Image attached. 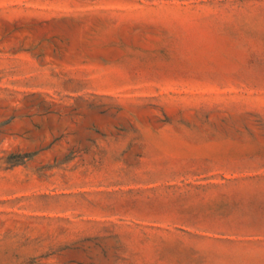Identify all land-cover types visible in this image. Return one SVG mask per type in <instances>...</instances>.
<instances>
[{
	"label": "rangeland",
	"instance_id": "374dc122",
	"mask_svg": "<svg viewBox=\"0 0 264 264\" xmlns=\"http://www.w3.org/2000/svg\"><path fill=\"white\" fill-rule=\"evenodd\" d=\"M0 264H264V0H0Z\"/></svg>",
	"mask_w": 264,
	"mask_h": 264
}]
</instances>
